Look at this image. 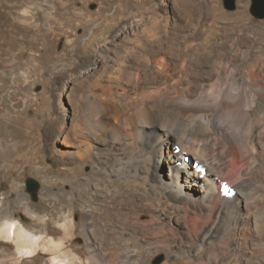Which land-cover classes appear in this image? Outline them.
<instances>
[{
	"label": "bare ground",
	"instance_id": "1",
	"mask_svg": "<svg viewBox=\"0 0 264 264\" xmlns=\"http://www.w3.org/2000/svg\"><path fill=\"white\" fill-rule=\"evenodd\" d=\"M248 2L237 3L245 8ZM36 5L45 10L42 3ZM127 5L124 0H118L104 15L81 13L76 19L87 22L93 35L119 19L124 20L120 10ZM22 17L17 14L16 21L21 23ZM164 21L157 14L133 16L114 37L142 32L159 45L164 38L158 36L160 29L164 36L170 32L167 27L161 28ZM108 42L96 44L90 58L99 57ZM263 43L264 35L260 33L257 46ZM208 48L203 43L181 41L169 46L172 60L157 51L144 62H115L107 77L96 78L73 99L66 94L70 81L65 80L66 93L61 102L64 119L71 114V131L68 133L63 128L60 133L68 147L62 151L68 155L67 159L62 158L63 184L67 187L75 180L83 185L81 177L87 170L92 178L85 179L86 193L78 185L74 193L64 188V196L76 199L77 212L75 207L63 205L57 215L52 211L39 214L28 199L23 200L22 190L19 191L17 206L28 217L27 227L40 228L38 236L27 233L26 225L16 219L19 216L16 212L1 208L0 236L10 240L13 235L16 238L13 245L22 253L11 264H32L27 258L35 255L49 237V222L63 241V256L49 249V264H140L144 257L141 247L116 245L120 237L115 230L121 224V217L119 210L109 212V204L121 192L139 199H153L159 207L158 216L168 221L172 218L169 209L180 208L188 201L196 202L198 208L206 207L203 221L188 244L181 250L167 252L161 264H241L243 261L250 264V256L240 255L249 225L259 239V245L249 246V252L258 254L259 263L264 261V191L259 186L249 193L241 188L247 185L249 173L264 154V141L252 139L249 129L246 131L239 122L241 118H252L255 111L264 119V110L257 111L264 100V68L251 60L253 48L243 41L231 49V60L213 59ZM143 49L146 52V47ZM241 59L246 61L245 67L241 66ZM123 70L136 72L137 82L133 84L128 78L122 83ZM37 86L33 84V88ZM220 137L232 154L227 175H222L221 169L209 162L204 152L210 142ZM10 160L11 155L0 153V166H7ZM164 169L168 170L167 174H163ZM219 177L222 187L217 181ZM98 180L113 190H103ZM194 196L197 198L192 200ZM95 221L100 223L95 231L100 234L93 238ZM251 239L252 236L248 237ZM45 262L42 260V264Z\"/></svg>",
	"mask_w": 264,
	"mask_h": 264
},
{
	"label": "rangeland",
	"instance_id": "2",
	"mask_svg": "<svg viewBox=\"0 0 264 264\" xmlns=\"http://www.w3.org/2000/svg\"><path fill=\"white\" fill-rule=\"evenodd\" d=\"M116 1L0 0V153L12 156L7 166H0V211L4 208L16 212L19 215L16 219L26 225L30 235H40V228L32 230L27 227L28 217L23 208L17 206L20 190L23 200L28 199L39 214L52 211L57 215L63 205L73 206L78 211L76 199L63 195L64 188L74 193L78 185L73 180L70 186L64 187L61 174L63 159L68 158L62 151H67L68 147L63 144L60 133L63 128L68 133L71 131V114L68 119H64L65 109L61 102L66 93L65 80L70 81L66 94L73 99L96 78L107 77L115 62H144L157 51L164 52L172 60L169 46L181 41L203 43L210 47L208 51L212 52L213 59L221 57L228 60L233 59L231 49H236L243 41L253 48L251 60L264 68V43L257 46L258 35H264V17L259 16L260 2L256 0H249L245 8H240L238 0H235L231 9L227 7L229 0H124L128 3L120 10L124 20L119 19L112 26L98 30L93 35L89 33L87 22L76 19L81 13L104 15ZM36 3L45 5V10ZM17 14L23 16L21 23L16 21ZM154 14L164 18L161 28L167 27L170 31L164 36L160 29L158 36L164 37L160 43L162 46L148 40L142 32H138V35L126 32L114 37L131 17ZM103 40L109 41L103 53L99 57L90 58L91 50ZM134 45H138L137 48ZM132 46L134 49L130 48ZM145 47L146 52L143 51ZM240 64L245 67L246 61L241 59ZM120 78L122 83L128 78L133 84L137 82L136 72L129 70H123ZM34 83L38 84L35 88ZM257 109L264 110V100ZM258 117L255 111L252 118H241L239 122L246 131L249 129L252 139L264 141V119ZM204 152L209 162L221 169L222 175H227L232 154L226 141L220 137L218 141L210 142ZM263 156L258 166L251 171L252 174L249 173L247 185L241 187L247 193L254 191L255 186L264 191ZM87 171L81 177L83 185H78V189H83L84 193L87 192ZM167 173L168 170L164 169L163 174ZM217 181L222 187L220 177ZM98 182L103 190H113L112 186L107 187ZM29 193L32 196H26ZM113 200L109 204L111 207L108 206L109 212H112L111 209L114 212L119 210L118 215L121 217V226L115 230L120 237L116 239V245L122 246L125 243L132 248L141 247L146 258L154 255L151 259L143 257L140 264H148L149 259L151 264H161L162 256L167 252L184 248L192 233L200 227L206 211V207L201 209L196 206V202L188 201L180 205V208L169 209L172 218L168 221L158 216L156 211L159 207L153 199H139L136 195L121 192ZM49 223V237L41 243L42 247L35 255L27 258L32 264H42V260L49 264L50 250L63 256V241L58 230ZM99 225L94 222L91 237L100 234V231L95 232ZM256 234L252 225L247 226L240 255L242 258L250 256V264H264V261L259 263L258 254L249 252V246L259 245ZM251 236L253 239L249 241L248 237ZM11 237L9 240L0 236V264H11L15 257L22 256L13 245L16 238L13 235ZM156 256L161 258L157 259ZM241 264H245V261Z\"/></svg>",
	"mask_w": 264,
	"mask_h": 264
},
{
	"label": "water",
	"instance_id": "3",
	"mask_svg": "<svg viewBox=\"0 0 264 264\" xmlns=\"http://www.w3.org/2000/svg\"><path fill=\"white\" fill-rule=\"evenodd\" d=\"M234 1L235 0H229L228 2L230 3L229 6H227L228 8H233L234 5ZM257 2H260V6H259V10H260V17H264V0H256Z\"/></svg>",
	"mask_w": 264,
	"mask_h": 264
}]
</instances>
